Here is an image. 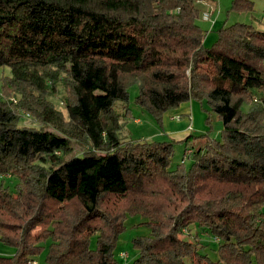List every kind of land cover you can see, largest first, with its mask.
<instances>
[{"label":"trees","instance_id":"1","mask_svg":"<svg viewBox=\"0 0 264 264\" xmlns=\"http://www.w3.org/2000/svg\"><path fill=\"white\" fill-rule=\"evenodd\" d=\"M203 3L216 0H0V67L11 69L0 98V240L17 249L0 264H35L43 251L46 264H120L128 213L151 229L133 239L131 264H264V31L225 23L206 47ZM60 83L67 118L47 99ZM134 85L135 104L160 122L206 101L222 138L188 135L181 142H203L175 168L176 140H124ZM22 110L42 126L20 125ZM73 141L86 148L64 160ZM5 176L19 180L15 191ZM193 225L216 237L219 261L190 237Z\"/></svg>","mask_w":264,"mask_h":264},{"label":"rangeland","instance_id":"2","mask_svg":"<svg viewBox=\"0 0 264 264\" xmlns=\"http://www.w3.org/2000/svg\"><path fill=\"white\" fill-rule=\"evenodd\" d=\"M254 9L252 11H235L232 9L233 0H216V4H202V12L198 19V24L206 31V37L204 40V45L206 47L212 46L218 39V30L223 24L231 25L236 22L248 23L254 25V27L264 31V0H254ZM209 12L211 14V19H205V13ZM11 75V69L9 67H0V98H2V93L4 91L2 79L6 76ZM139 92L138 86L134 85L130 88L131 101L129 107L131 108V114L127 119H123L124 128L120 133V136L124 140H147V141H165V140H176L174 142V156L171 168H175L177 164L182 162L185 149L189 146H194L198 148L202 144V140H191L189 143L181 142V135L173 134V138L169 136V130L171 129V123L181 122L186 123L191 117L190 123L192 124L194 130L193 134L201 135L208 134L212 138L221 139L223 123L219 116L209 107L206 101L201 102L198 100H191L181 104L178 108L172 109L164 113L162 116V122L158 121L154 115L146 109H142L137 106L134 102L135 97ZM19 96L14 93L11 94L10 99L15 103H18ZM66 98L67 93L60 83L55 93H51L47 99L55 106L56 109L63 112L64 116L67 118L68 112L66 108ZM255 99L249 105H245L244 109L247 111L253 104H255ZM124 103L118 101L116 103V109L118 112H124ZM190 112L186 115L183 113L185 110ZM22 114V120L20 125L27 126H42L41 122L31 113L26 110L20 112ZM174 117H171V116ZM181 116V120H178L176 116ZM45 125V124H43ZM49 130L55 131L52 125L46 126ZM189 144V145H188ZM86 146L84 144L78 143L76 141L72 142L71 152L64 156V160L75 155H81L85 150ZM189 154V153H188ZM187 156V155H186ZM185 159V157H184ZM190 160H187L185 165H189ZM19 180L12 176H5V184L9 186L13 191ZM264 209V206H263ZM147 219L140 213H128L126 219V228L120 234L117 241V247L115 250V255L120 264H131L133 260L139 255V251L133 245V239L137 236L149 235L151 229L146 223ZM193 234L198 233L200 235V240L203 245L202 253L208 254L214 261H219V242L216 237L210 235L205 230L193 225L190 229ZM17 252L15 246L7 244L0 240V256H12ZM46 251L41 252L36 260L38 264H46ZM220 264H228L225 262H220Z\"/></svg>","mask_w":264,"mask_h":264},{"label":"crops","instance_id":"3","mask_svg":"<svg viewBox=\"0 0 264 264\" xmlns=\"http://www.w3.org/2000/svg\"><path fill=\"white\" fill-rule=\"evenodd\" d=\"M183 113H186V115L190 114V112L187 110H185ZM175 116V115H174ZM173 115L171 117H174ZM181 120V119H180ZM191 121V117L190 119H188L186 121V123H182L181 122H176V123H171V129L169 130V136H171V138H173V134L175 135H181L182 139L186 138L188 135L192 134L194 131V128L192 126V124L190 123ZM175 139V138H173Z\"/></svg>","mask_w":264,"mask_h":264},{"label":"built area","instance_id":"4","mask_svg":"<svg viewBox=\"0 0 264 264\" xmlns=\"http://www.w3.org/2000/svg\"><path fill=\"white\" fill-rule=\"evenodd\" d=\"M205 19H206V20H210V19H211V14L208 13V12L205 13ZM176 118H177L178 120H180V119H181V116L177 115ZM35 264H38V262H36Z\"/></svg>","mask_w":264,"mask_h":264}]
</instances>
